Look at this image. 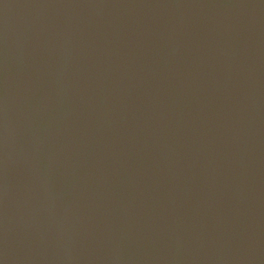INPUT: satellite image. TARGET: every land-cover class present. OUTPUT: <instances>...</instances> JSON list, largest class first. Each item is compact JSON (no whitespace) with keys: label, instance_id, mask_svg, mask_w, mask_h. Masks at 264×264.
<instances>
[{"label":"water","instance_id":"1","mask_svg":"<svg viewBox=\"0 0 264 264\" xmlns=\"http://www.w3.org/2000/svg\"><path fill=\"white\" fill-rule=\"evenodd\" d=\"M0 264H264V0H0Z\"/></svg>","mask_w":264,"mask_h":264}]
</instances>
